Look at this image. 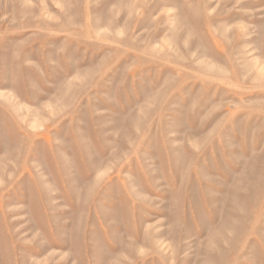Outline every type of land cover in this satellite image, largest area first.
Returning <instances> with one entry per match:
<instances>
[{
	"label": "rangeland",
	"instance_id": "1",
	"mask_svg": "<svg viewBox=\"0 0 264 264\" xmlns=\"http://www.w3.org/2000/svg\"><path fill=\"white\" fill-rule=\"evenodd\" d=\"M0 264H264V0H0Z\"/></svg>",
	"mask_w": 264,
	"mask_h": 264
}]
</instances>
